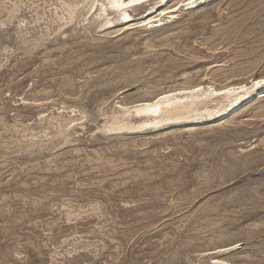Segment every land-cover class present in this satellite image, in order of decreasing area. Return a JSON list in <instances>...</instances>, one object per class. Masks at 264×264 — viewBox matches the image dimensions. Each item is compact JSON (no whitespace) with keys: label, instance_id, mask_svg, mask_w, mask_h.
Listing matches in <instances>:
<instances>
[{"label":"rangeland","instance_id":"1","mask_svg":"<svg viewBox=\"0 0 264 264\" xmlns=\"http://www.w3.org/2000/svg\"><path fill=\"white\" fill-rule=\"evenodd\" d=\"M64 1L84 8L0 0V264H264V92L223 120L103 129L119 105L264 75V0L155 27L128 6L119 33L118 15L64 25Z\"/></svg>","mask_w":264,"mask_h":264},{"label":"bare ground","instance_id":"2","mask_svg":"<svg viewBox=\"0 0 264 264\" xmlns=\"http://www.w3.org/2000/svg\"><path fill=\"white\" fill-rule=\"evenodd\" d=\"M82 1H85V3L83 2L84 8L82 9V11H80L81 8L79 6V3L76 4L74 3V1L73 2L64 1L63 5H65L64 8L65 14L64 15L61 14L63 16L60 18L61 21L63 19L65 20L64 25L73 23L78 16H83V22H85L87 19H89V21L97 20L100 21L99 26L106 27V29H109L113 26L115 20L118 19L116 17L118 15L120 18L123 19L122 22L123 26L121 28H117L118 27L117 26L116 27L117 30L114 29L115 31H112V33H119L123 29L125 28L127 29V27L129 28L131 25L133 26L134 23L133 13L127 11L126 7L133 5L136 0H131L129 2H127V0H82ZM210 1L212 0H192V2L189 3V0H177L176 3L173 5H169L168 3V5H166L165 8H163V5H155L152 7V11L148 13L145 19H142L141 23H143V25L146 26L149 25L150 27H155L156 25H162L165 22L164 20L167 18L166 17L165 19H163L161 17L162 15L167 16V14H169L168 17L173 18L175 17V14L178 12L181 13V11L183 10H189L196 6H197L196 9L197 8L199 9V6H202V4H206L207 2ZM160 6L162 7L159 8ZM134 9L132 11H134ZM156 22H158V24H156ZM260 80H264V75L261 74L260 76H255V75L250 76L245 81H241V82L237 81L238 83L235 82V83H229L223 85H216V82L213 81V79L211 78L209 82H202L203 81L202 80L199 83L196 82V84L194 85H187L179 88H170L169 90H165L157 94L153 98L143 99V100L140 99V101L138 102L136 101L137 103L135 104H133L132 102L133 105H130L129 102L128 105H119L121 111H119V114L114 116L111 120L106 121L105 124L103 123L104 124L103 129L105 130V132L106 131L117 132V133L129 132L134 134V133H141L150 128L151 130L166 128L168 124L177 125V123H184L198 116L200 117L208 116L216 120H223L234 109L243 105L244 103L247 104L246 101L253 99L256 94L258 93L260 94L264 92V84L257 83V81ZM237 110H239V108H237ZM74 123L75 120L71 119L66 125L67 129L69 126H71ZM220 258L217 259L218 262L223 263L224 260H221Z\"/></svg>","mask_w":264,"mask_h":264},{"label":"snow or ice","instance_id":"3","mask_svg":"<svg viewBox=\"0 0 264 264\" xmlns=\"http://www.w3.org/2000/svg\"><path fill=\"white\" fill-rule=\"evenodd\" d=\"M192 0H189V3H191ZM258 84H264V80L257 81Z\"/></svg>","mask_w":264,"mask_h":264}]
</instances>
